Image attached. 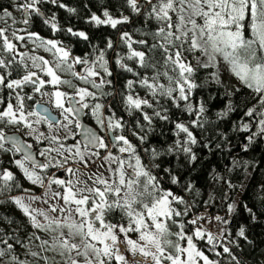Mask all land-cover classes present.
Here are the masks:
<instances>
[{
	"label": "snow or ice",
	"instance_id": "6c2138e0",
	"mask_svg": "<svg viewBox=\"0 0 264 264\" xmlns=\"http://www.w3.org/2000/svg\"><path fill=\"white\" fill-rule=\"evenodd\" d=\"M45 4L55 5L57 8L66 9L69 13H75L76 9L68 7L60 0H14V7L19 10L24 19V24L32 23L36 18H41L44 25L50 27L52 33H64L65 35L78 38L84 42H89L92 48L91 53H85L83 57L73 56L71 49H66L63 42L57 39H46L41 37L39 33L34 31L27 32V39L31 40L37 48H43L47 52H52L56 58L55 69L49 66V61L42 56H33L31 60L33 67L38 68L45 73L50 79L41 78L37 72H28L19 79H9L11 71L7 75L0 74V86L15 92V103L0 97V152L18 153L19 159L11 160L15 166L22 171L23 176L31 181L33 185H43V177L40 172L50 168H65L67 160L72 157H80L83 160V153L78 145H73L76 149L72 152V148H67L63 143L57 148L43 147L38 149V155L44 157V162L37 159L32 149L33 144L23 141L15 133L9 135L5 129L10 126L14 127L18 132L20 127L30 129L29 135L36 132L34 125L46 123L48 128L53 132L57 128H62L66 132H71L70 126L81 129L83 132V143L85 152L91 148H107L105 139L96 131H90L84 128L76 117L85 109H91V115L96 119V123L101 131L108 134V138L113 147H118L120 153H127V159L113 156L111 152L104 157L106 161L116 163L118 167L112 169L114 174H118V181L109 183L107 180L97 178L93 184L103 185V189L98 186L80 188L79 181H65L49 177V185L55 184L63 187V192H54V197H60L66 207L52 211H60L69 213L64 222L60 220H49L45 216L48 223L40 222L35 213L37 210L31 209L30 205L24 202L23 197H11V201L22 212L29 217L31 226L43 232H55L57 229L66 227L67 235L61 231L59 236L53 237L50 244L47 240H42L40 236L33 233L32 238L40 240L38 245L39 251H29L26 255L33 258H39L43 264H49V257L41 255L48 251H58L59 255L64 256L67 253L65 264H80V257L84 258L83 264H111L114 260L115 264H130L125 259L117 247L118 233L124 234L129 251L135 256L150 258L152 264H163L164 261L170 264H219V261L210 259L204 251L197 248L194 243L196 239H203L204 232L196 229L192 235H187L184 230V224H180V231L175 235L180 240H186V247L181 246L179 242L173 243L165 239L169 234V225L167 221L176 224L174 217L185 215L177 211L173 207V203H185L182 197L175 195L171 190L162 189L160 186V178L153 175L141 162V156L137 153V148L123 134L127 127L123 117L117 118L116 113L112 111L111 106H107L111 113L107 118L102 115V109L106 106L100 102L90 104L88 99L97 100L96 93L90 91L88 87H79L73 84L72 80L62 79L58 74L59 71H67L72 77L81 81L85 85H91L92 88L101 90L102 96H112V92H104L102 89L105 85H112L113 81L108 79L114 73L109 69V61L105 58L109 49H114L115 45L111 39L107 40L104 49H98L96 45H91L90 37L85 31L74 30L73 27L63 28L59 26L56 20V14L52 13L51 17H45L41 11V7ZM124 6L128 7L131 12L143 15L147 10L148 21L155 19L160 23V27L151 35L156 43L149 44L147 39L133 40L127 32L120 35L121 43L127 46V55L121 56L117 54L115 64L122 72L131 73L134 79L126 81L124 88L126 92H121V98L124 110L129 117L142 116L144 121L151 124L153 117L160 120H169L167 109L156 110L155 105L160 104V99L169 100L175 107H180V102H185V110L194 114L197 118L190 121L193 127H203L201 120L202 114L205 112L203 104L198 107L189 101L191 100L193 90L199 85L195 82V76L199 69H210L217 67L218 58H222L227 64L231 73L238 78L241 85L251 90L254 94L256 104L248 107L244 112V116L249 118L250 122L242 123L241 130L247 132L252 126L251 121H256L257 132H253L248 141L251 143L257 135H264V0H124ZM87 7V5H85ZM174 14V15H173ZM11 17L12 12L0 5V18ZM101 15L95 12L85 20L86 23L94 26H110L117 29L118 25L129 22V16L121 13L120 17H114L110 11L105 8ZM15 23V21H14ZM7 29L0 28V51L13 53L16 44L12 42L6 35ZM12 36L16 40H24V36L17 35L15 31ZM134 44L141 45L144 50H137ZM98 53V54H97ZM149 53H159L163 59L165 66H170L173 73L170 75L168 71L161 73L158 69L159 61H155V55L150 56ZM199 53V55H196ZM194 55L196 58V66L194 67L187 61V55ZM94 56V58H93ZM201 57L206 59L202 60ZM133 61L140 69H152V76L141 75L134 66H129L125 61ZM13 60L0 59V69H10ZM82 65L80 71L76 70V66ZM102 70V71H101ZM161 77L168 80V85L160 83ZM211 78L220 83V77L217 72L211 73ZM32 85V92L39 94L41 97L47 96L48 100L36 101V104L47 103L56 110L55 114L49 113L47 107H41L39 110L33 106L32 110L25 111L24 101L34 100V95L21 96L17 89H23L27 85ZM50 85L51 91H45V87ZM67 85L72 87L74 92L69 94L62 91L60 86ZM146 89L151 95V99L143 98L136 92V86ZM240 89H235L238 92ZM230 93L229 95H232ZM67 105V106H66ZM153 109L149 115L144 109ZM232 102L229 101L227 110L221 112V117L227 116L228 112L234 111ZM35 118L34 120L31 118ZM257 117L259 119H257ZM62 118V119H61ZM174 123V134L177 137L174 147L168 149L172 151H182L189 155L191 160L197 157L193 153L191 145L197 143V139L190 130V127L180 120L172 121ZM136 126L143 128L140 119L136 118ZM119 130L120 134L116 132ZM134 136L138 135L133 131ZM181 134H184L181 139ZM73 137L75 133H72ZM36 144L41 141L48 144L58 143L59 138L56 135H45L40 133L35 137ZM65 139H68L65 136ZM146 139L145 136H139L141 143ZM208 145H205L207 147ZM247 148V145H245ZM147 151V149L145 150ZM56 152L63 156V160H57L49 154ZM65 152L72 153V157L64 156ZM91 155H99L98 152H91ZM159 152L155 149L151 151V156L155 159ZM134 160V163L132 161ZM159 167V165H153ZM131 169L130 172H127ZM40 170V171H37ZM69 173L74 174L72 168L65 169ZM169 172L168 169L164 170ZM171 183H179L176 176L171 177ZM229 186L232 185L229 182ZM21 185L13 172L0 166V193L10 191L13 188H20ZM187 189L191 190L192 185L189 183ZM142 188V191L138 189ZM27 191V190H25ZM123 191V195L120 193ZM109 194L116 196L115 200H109ZM29 199L35 200L38 197L30 196ZM75 205V208L72 205ZM234 205L228 204V212L234 211ZM139 208V210H138ZM245 211L255 223L258 220L257 213L247 205L244 206ZM119 209L127 218L125 223L106 222V215ZM74 214H78L80 219H72ZM151 221V224L146 222ZM217 221L228 224L229 221L224 220L220 216H216ZM98 222V226H97ZM12 223V221H9ZM190 223H196L195 220ZM154 227L155 231L150 228ZM118 230V231H117ZM15 231V230H14ZM139 233L138 239H132L129 234ZM236 237L252 245L253 241L247 235V229L241 225L235 233ZM75 239L79 237L81 243H72L68 238ZM14 240L15 243H10ZM207 240L209 244L213 243L214 237L208 234ZM236 248H240L241 244L238 240H230ZM170 245L174 248V254L165 253L163 245ZM0 261L3 264H30L29 261L21 259L19 253L16 252L18 245H23V241L18 237L8 233L0 232ZM100 245V246H98ZM214 251L215 249H209ZM75 252V256L72 253ZM227 254L234 264H241L238 255L233 253L229 246H222V252H215V255L221 256ZM186 255V258H185ZM132 264H143V260L137 259Z\"/></svg>",
	"mask_w": 264,
	"mask_h": 264
},
{
	"label": "trees",
	"instance_id": "16d2710c",
	"mask_svg": "<svg viewBox=\"0 0 264 264\" xmlns=\"http://www.w3.org/2000/svg\"><path fill=\"white\" fill-rule=\"evenodd\" d=\"M60 2L68 7L75 8L76 12L69 13L66 9L57 8L52 4H45L41 7L44 16L51 17L52 13H55L59 26L63 28L73 27L74 30L85 31L90 37L91 45H96L98 49H104L108 39L114 42V49H109L105 56L109 61V69L114 73L112 77L108 78L113 81V84L105 85L102 89L104 92H112L113 95L102 96L100 90L96 95L97 100L91 101L93 103L100 102L106 106L102 110L104 117L111 114L107 108L109 105L112 111L116 113L117 118L123 117L127 124L125 130L130 132L131 135H133V131L138 133L134 140L130 141L137 148L142 164L146 168L149 167L148 169L153 175L160 178V186L162 188L166 186L167 189L172 190L177 196L184 199L185 203L175 202L174 208L182 213L186 210V214L174 217L177 221L176 224L167 221L169 231L178 230L181 223L184 224L186 231H191L192 225L190 222L187 223V220L193 214L197 215L202 212L213 216L222 214L224 220L229 221L227 225H223L222 239L227 241V246L232 248L234 254L238 255L241 264H264V135H257L249 143L248 137L253 132L258 131L255 120L251 121L252 126L247 132L241 130L242 123L250 122L249 118L244 116V112L248 107L256 104L251 90L244 88L238 78L231 73L227 64L222 59H218L217 67L210 69L201 68L197 71L195 82L199 86L193 90L189 101L196 107L203 104L205 108V112L201 117L203 127H193L190 124V121L197 117L185 110V102L181 101L180 107L177 108L169 100L159 97L160 104L155 105V108L156 110L166 108L169 120H160L153 117L151 124H149L143 120L142 116L129 117L124 110L120 93L127 91L124 85L127 80L134 79V77L131 73L122 72L115 64L117 54L121 56L127 55V46L121 43L120 35L122 32H127L133 40L147 39L149 44L156 43L157 41L151 35H145V33L155 32L161 26L160 23L155 19L148 21L145 18L147 10H144L143 15L131 12L128 7L124 6V0H60ZM138 2L142 3V0H138ZM0 5L8 9L14 5V0H0ZM105 8L114 17H120L121 13L129 16V22L118 25L117 29H112L110 26L105 25L97 27L85 22L93 12L97 15H102ZM101 18L103 17L101 16ZM3 19L0 18V28L7 29L10 25L9 23L13 22L4 21ZM14 21H17V19ZM23 26L25 27L20 25L18 31H22L23 33H21L25 35L24 37H26L28 31H34L46 39L60 40L66 49H71L73 56L83 57L85 53L92 52L89 42L69 37L64 33L54 34L50 27L43 24L41 18H36L27 25L23 23ZM12 31L16 32V29L14 28ZM133 47L147 52V49L141 45L134 44ZM149 55H155L153 62L159 61L158 69L161 73L168 71L170 75H176V73L172 72L170 66L163 64V59L159 53H149ZM186 55V62H190L195 67V56ZM196 55H199V53H196ZM201 59L204 60L206 58L201 57ZM125 62L129 66L136 67L141 75L152 76L154 74L152 69L144 70L138 68L133 61L126 60ZM212 72L219 74L220 83L215 82L211 78ZM17 73H19L18 69ZM69 78L67 75L66 79L69 80ZM159 82L165 86L168 85V80L165 77H161ZM238 88L240 90L236 92L235 89ZM2 90L0 86V97H3ZM136 92L143 98L151 99L150 93L146 89L139 88L138 85L136 86ZM230 93L233 94L229 95ZM229 101L232 102L235 110L228 112L227 116L221 117L219 114L227 110ZM2 107L0 106V108ZM144 110L149 115L153 112V109L150 108H145ZM136 118L140 119V123L143 125L142 129L136 126ZM257 119L259 118L257 117ZM176 120L187 124L197 139V143L191 145L193 153L197 157L194 161L182 151H168L170 147H174L177 139L174 134V123L172 122ZM14 130L16 129L11 128L8 129V132ZM139 136L146 137L143 143L139 140ZM183 137L184 134H181L180 138L183 139ZM26 141L29 142L31 140L26 138ZM44 143L46 142L42 140L37 145L33 140L36 150L41 149ZM205 145L208 146L205 147ZM245 145H247V148H245ZM146 149L147 151H145ZM153 149L160 153L155 159L151 156ZM19 158L20 155L18 153L0 152V166L8 169L14 164L10 163V161ZM153 165H159V167H153ZM165 169H168L169 172H165ZM49 171L50 169L46 171V174L52 172ZM14 176L21 187L0 193V232L18 236L23 241V245L16 247V252L19 253L21 259L29 261L30 264H43V261H39V258L26 255L29 251H39L40 240L33 239V233L36 236H40L42 240H47L48 237L45 238L47 234L45 233L44 235L38 229L32 230L33 228L26 222V216L9 199L11 195L24 193L27 190L24 180L16 175ZM172 176H176L179 183L172 184ZM229 182L232 185L231 187ZM189 183L192 185L191 190L186 187ZM138 190L142 191L143 189L140 188ZM35 191H37V188ZM228 204L235 206L231 214L228 212ZM245 205L257 213V222H252V218L245 211ZM121 215L122 212L116 209L108 213L105 218L112 223H121ZM9 221H12V223H9ZM241 225L246 227L247 235L253 241L252 245H248L247 242L236 237L235 233ZM230 240H238L241 247L236 248L229 243ZM9 242L15 243L14 240H9ZM220 244H223L222 241ZM0 247H3V245H0ZM0 264H3V262L0 261Z\"/></svg>",
	"mask_w": 264,
	"mask_h": 264
},
{
	"label": "rangeland",
	"instance_id": "374dc122",
	"mask_svg": "<svg viewBox=\"0 0 264 264\" xmlns=\"http://www.w3.org/2000/svg\"><path fill=\"white\" fill-rule=\"evenodd\" d=\"M8 10L10 12H12V16L11 17L5 16V17H3L4 18L3 20L4 21H6V20L11 21L13 23H9L10 25L8 26L9 29L7 28L6 35L8 36V38L10 40H12L13 43L17 42L18 44H16V45L18 47H23V46L25 47V51L22 54V62L29 69L28 72H37V74L41 78L50 79V77H47L45 75V73L41 72L38 68L33 67V62L31 60V57L42 56V57H44L45 60L49 61V66H51L55 69L56 58L54 57L53 53L47 52L43 48H37L36 45L33 44L31 40L27 39V35H26L25 39L22 41L16 40L12 36V32H13L12 30L14 28L16 29V33H19L18 35L25 36L24 34H22L23 33L22 31H18L20 25H21V27H25V26H23V22H22L23 15L14 6L8 8ZM15 19H17V21H15V23H14ZM218 59L221 60L222 58H218ZM82 67L83 66L80 65V67L78 68V71H80L82 69ZM57 74L62 79H66V76L68 75L70 77L69 80H72L73 84H75L79 87H88L89 90L90 91L92 90L93 92H95L96 95L98 94V92H100V90L92 88L91 85H85L81 81L75 79L67 71L57 70ZM60 88L62 91H65L69 94L74 92V89L72 87H68L67 85H61ZM45 91H51V86L50 85L46 86ZM37 95H38L39 100H42L45 102L48 100L47 96L41 97L39 94H37ZM91 100L92 99L89 98L88 102L90 104H93V102ZM102 115H103V111H102ZM104 118H107V116H105ZM31 119L34 120L35 118L33 117ZM87 120L90 124H93V126L101 133L102 137L105 139V142L107 143L106 149L105 148L97 149V148H91L90 147V151L85 152L84 146H82L81 143L78 144V142H80V140L78 139V135H77L79 129H76L74 126H70L71 132H66L62 128H57L56 131L53 132L52 130H50L48 128L47 124H38V125H34L36 132L33 133L32 135L28 134L29 132H31V130L26 129L23 126L20 127L21 130L18 132L16 130H14L16 132V134L22 135L23 138H25V140H26V138H30L31 141L28 142L30 144H33V140L36 143L35 137L38 136L40 133H44L45 135L46 134L47 135H53L54 134L59 138L58 143L48 144L46 142L41 146V149L43 147L57 148V147H59L60 143H63L65 145V147L72 148V152L76 151V149L73 148V145H78L81 152L83 153L84 158H83V160H81L80 157H72V153L65 152L64 156H68V157H72V158L67 160V163L65 164L64 169L50 168V171H52V172L49 174H46V171L49 169L40 172L41 176L43 177V185H41V184L33 185L31 181H28L23 176L22 171L19 170L15 166V164H12L11 167L8 168L9 170H11L13 172L14 175H16L17 177L22 178L24 180L25 187L27 188V191H25L24 193H17V194L11 195V197H23L24 202L26 204L30 205L31 209L37 210L33 214L36 215L37 219L42 223H48L49 220H53V219L54 220H60L61 222H64L65 218L69 216V213L67 211H65V212H60L58 210L52 211L53 208L60 209V208L66 207V205L64 204L63 200L60 197H54L53 196L54 192H57V191L63 192V187L55 185V184L49 185V183H48L49 177H54L57 179H63L65 181H68V180H72L73 182L79 181L77 186L80 188L98 186V187H101V189H103V185H94L93 184V182L97 178L105 179L110 184L113 183L114 181H118V174H114V172L112 171V169H116L118 167V165L116 163L106 161L104 159V157L107 156L109 154V152H111L113 156H117V157L127 159L128 154L127 153H120L118 151V147H113V144L111 143V141L108 138V134H106V132L100 130L99 126L96 123V119L91 115V109H87ZM11 127L12 126H10L9 128H11ZM73 132L75 133L74 137L72 135ZM129 133L130 132H128L124 129L123 134L129 140H134L135 136L131 135V133L130 134ZM116 134L117 135L120 134L119 130H117ZM65 136H67L68 139H65ZM91 152H98L99 155H91ZM35 153H36V156L39 157L38 150H35ZM49 155L51 157H55V159H57V160H63V158H64L63 156L58 155L56 152H51ZM43 159L45 160L44 157H43ZM132 163H134V160L132 161ZM67 168H72L74 170V174L67 172L65 170ZM147 168H149V167H147ZM37 171H40V170H37ZM130 171H131V169L127 170V172H130ZM57 172H61V173L57 174ZM36 188H37V191H35ZM162 189L170 190V189H167L166 186H165V188H162ZM32 192H36V193H32ZM174 194L177 195L176 193H174ZM120 195L121 196L123 195V191L120 193ZM30 196L38 197V199L31 200V199H29ZM108 199L110 201L115 200L116 196L114 194H109ZM174 203H173V207L175 206ZM72 207L75 208V205L73 204ZM138 210H139V208H138ZM20 211L22 212V210H20ZM40 212L45 213L47 215V217L49 218V220H46L45 216L40 215L39 214ZM185 212H186V210H185ZM216 216H220L224 219V216L222 214L215 215V216L210 215V214L208 215L205 212L199 213L197 215L193 214L191 216V218L187 220V223H189L190 221H193V220H195L196 223H194V224L191 223V225H192L191 231H186L185 229L184 230H185L187 235H192L196 231V229H198V228L201 229L205 234L204 238L201 240V239H196L194 237V243H196L197 248L204 251L205 254L210 257V259L215 260V261H219V264H234V262H231V258L227 254H222L221 256L215 255V252H217V251L222 252V246H227V241H224L222 239V230H223L224 223H222L221 221H217L215 219ZM72 219L79 220L80 217L78 214H74L72 216ZM120 220L122 221L121 223L126 224V222H127V218L124 216L123 213L120 216ZM26 222H28L29 225L31 226V221H30L28 216H26ZM106 222H110V220L106 219ZM146 222L151 224L150 220L146 219ZM110 223H112V222H110ZM97 226H98V222H97ZM31 228H33V227L31 226ZM179 229L175 230L174 232L169 231V234L165 237V239L172 241L173 243L179 242L181 244V246L186 247L187 246L186 240H180V238L175 235L176 232L180 231ZM32 230H36V229L33 228ZM150 230L154 232L155 228L151 227ZM40 231L42 233H44V235H45V233L47 234L45 236V238L48 237L47 241H49V243L51 244L53 242L54 236H59L61 231H63L65 233V236H66L68 229L66 227H64L62 229H57L55 232H50V233L43 232L42 230H40ZM208 234H211L214 237L212 244L208 243V240H207ZM129 235L131 236L132 239H138V237H139V233H132ZM174 236H176V237L174 238ZM68 238L71 240L72 243H77V244L81 243V240L79 237H76L75 239H72L71 237H68ZM221 241L224 245L220 244ZM98 246H100V245H98ZM163 246L165 248L166 254H169V253L174 254L175 250L170 245L165 244ZM117 247L120 249L121 253L125 256V259H127L130 262V264H132V262L137 260V259L143 260V264H152L150 258L140 257L138 254L134 256L131 253V251H129L126 240H124V234L123 233H118ZM212 248H214L215 250L210 251L209 249H212ZM41 255H46L49 257V264H65V261L68 258L67 253L64 256H61V255H59L58 251H48L46 253L42 252ZM72 255L75 256V252H73ZM185 258H186V255H185ZM79 260H80V264H83L84 258L80 257ZM111 264H115V261L113 260L111 262ZM163 264H170V262L164 261ZM199 264H203V262L200 261Z\"/></svg>",
	"mask_w": 264,
	"mask_h": 264
},
{
	"label": "flooded vegetation",
	"instance_id": "af4514ba",
	"mask_svg": "<svg viewBox=\"0 0 264 264\" xmlns=\"http://www.w3.org/2000/svg\"><path fill=\"white\" fill-rule=\"evenodd\" d=\"M23 19H24V17H23ZM23 19H22V22H23ZM24 51H25V47L24 46L23 47H18L17 45H16L15 51L13 53H11V54L0 51V59H5L6 61L7 60H13V64L11 65L10 69H0V74L7 75L8 71H11V76L8 77L9 79H19V78H22L24 75L28 74L29 69L22 62V54L24 53ZM77 67L78 66H76V69H77ZM17 69L19 70V73H17ZM77 71H78V69H77ZM2 89H3L2 90V95H3V98L5 99V101L12 100V102L14 103V101H15L14 97H15L16 93L12 92L11 95H9V92L11 90H8V89H6L4 87H2ZM16 92H19L21 96H25V97L27 95H34V97H35L34 100L25 99V101H24L25 111L26 112L29 111V110H32L33 106H35V108H36L37 105H44L45 107H47L50 110V112L52 114L56 113V110L53 109L52 106L48 105L47 103L36 104V101H42V100H39L38 99V95L32 92V85L29 84V85L25 86L22 90L21 89H17ZM3 106H6V104L3 105ZM84 114H85V118L87 120V109L84 110ZM41 124H46V123H41ZM91 125H93V124H91ZM19 130H21V129H19ZM99 135L102 137L100 132H99ZM24 140H25V138H24ZM81 145L83 146V144H81ZM40 158L44 162L43 157H40ZM58 173L59 172H57V174Z\"/></svg>",
	"mask_w": 264,
	"mask_h": 264
},
{
	"label": "water",
	"instance_id": "95a60500",
	"mask_svg": "<svg viewBox=\"0 0 264 264\" xmlns=\"http://www.w3.org/2000/svg\"><path fill=\"white\" fill-rule=\"evenodd\" d=\"M41 107H45L44 105H37L36 106V109L38 110V109H40ZM49 113H51L50 112V110H49ZM83 114H84V111H82L76 118H78L79 120H80V122H81V125H82V127H84V128H88L90 131H96V129L94 128V127H92L90 124H88V123H86V122H84L83 121ZM97 132V131H96ZM98 133V132H97ZM9 135H11V134H13V133H8ZM18 137H20L18 134H16ZM78 136H79V139L81 140V142L83 141V132H82V130L81 129H79V131H78ZM20 139H21V137H20ZM91 147V146H90ZM32 151H33V153H34V155H36V153H35V151L32 149ZM37 159L38 160H40L41 162H42V160L41 159H39L38 157H37Z\"/></svg>",
	"mask_w": 264,
	"mask_h": 264
}]
</instances>
